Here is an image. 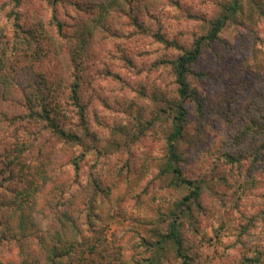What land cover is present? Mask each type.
<instances>
[{
    "label": "rangeland",
    "instance_id": "obj_1",
    "mask_svg": "<svg viewBox=\"0 0 264 264\" xmlns=\"http://www.w3.org/2000/svg\"><path fill=\"white\" fill-rule=\"evenodd\" d=\"M104 1L0 0V264H185L181 253L190 264H264V0H242L192 65L203 105L185 101L173 160L199 186L189 206L179 201L192 186L167 171L179 97L166 60L206 35L227 0H132L137 13L126 3L132 12L101 32L88 12ZM132 16L144 29L124 23ZM80 22L94 33L80 69L89 133L69 98L78 39L61 34ZM49 75L76 141L27 119ZM71 223L77 242L52 261L49 234Z\"/></svg>",
    "mask_w": 264,
    "mask_h": 264
},
{
    "label": "trees",
    "instance_id": "obj_2",
    "mask_svg": "<svg viewBox=\"0 0 264 264\" xmlns=\"http://www.w3.org/2000/svg\"><path fill=\"white\" fill-rule=\"evenodd\" d=\"M15 4L14 6H19L23 0H12ZM242 0H227L226 5L224 6V10L222 13L217 17L211 24L209 31L206 35L199 37L193 41V45L189 49H180V54L173 60L166 62H169L171 64V68L173 70L174 76H175V82L177 84V95H178V101L175 104V116L173 119V127L172 131L169 135V141H170V158L167 162V171H171L176 175V178L180 180V182L187 183L188 185L192 186V189L189 194L185 195L182 200L179 201L180 205L187 204L186 206H189L188 201L190 200H196L198 194H199V186H193V183L189 179H185L184 177H181V170L179 167H176L173 163V160L177 158V154L175 152V141H177L179 138L183 136V128H184V121H185V114H186V108H185V101H192L196 105L197 110H201V107L203 105L202 98H200L199 93L193 89L189 83V76L191 73H194L196 75H200V73H195L192 69V65L197 61L198 57L200 56L202 52V48L205 44H208L211 41H214L218 39V33L222 29V27L225 24V20L229 18L230 14L235 13L241 5ZM126 3L128 4V8L132 9L137 13V7L131 6L132 0H105L102 3H93V7L89 10H93L92 12H88L92 15L91 20L94 21L96 26L101 30V32H104L105 29L112 30V25L114 24V19L116 20V16H114V13H124L126 10L128 13L132 12L129 11L125 6ZM75 6H78L80 8H84L87 5V2H79L74 1L73 3ZM87 9V8H86ZM88 11V10H87ZM105 12L108 17L112 18L113 20L109 23L105 21L104 16L102 17L101 13ZM112 15V16H109ZM114 17V18H113ZM93 18V19H92ZM108 18V19H110ZM56 21L60 22L59 19H56ZM117 25H120V22L115 21ZM105 23L109 24V27L105 25ZM124 23H127L129 26L132 24L136 29H144L141 23H139L134 16L131 17L130 21H125ZM86 22H80L78 25H76L75 29L70 33L66 34L65 31L61 28L63 25L60 24L61 28V34L64 36L63 38L66 39V42L69 43L73 42L74 37L78 39L77 43H74L75 45L72 47L71 50V62L73 63L75 67V71L71 72V81L69 82L68 86L70 87V99L71 102L74 105L75 108V115H77V121L76 126L77 128H81L83 132L89 133L88 129V120L86 115V105L83 104L82 98L80 97V92L83 89V83H82V74H81V65L83 63L84 58L90 57L89 51L91 50L92 46V37L94 36V33L92 30L87 27ZM114 30L116 25H113ZM96 29V30H99ZM95 30V31H96ZM94 31V32H95ZM75 33V36H72L71 34ZM157 40L160 43H164L167 46L174 45L171 40H168L164 37V35L160 33H155L154 35ZM69 38V39H67ZM72 40H71V39ZM91 39V40H90ZM177 46V45H174ZM127 58V57H125ZM106 74L111 75L115 78H118V75L115 73H111L110 71H107ZM49 79L45 80L46 83H44L45 90L38 91L39 92V107L34 108L31 104L26 105V111H27V119L35 120V121H41L45 122V128H50L53 133L62 138L66 141H76L78 139V134L73 132L70 128L66 126V123L62 120L61 114H60V107L57 103V98L60 94L59 89L62 86L61 80H55L53 76L49 75ZM85 81V80H83ZM25 118V117H23ZM42 148H39V152H41ZM228 157L229 161L235 160V157L232 155H226ZM73 163L75 167H78V160L74 161ZM22 169V166H20ZM23 170V169H22ZM182 211V208H181ZM67 214V212H66ZM70 222L69 218L66 220V222ZM69 227L74 228V224L71 223V225L65 228L59 227L54 228L53 233L49 234L50 237H52L55 247L52 245V248L50 250L51 257L50 259L58 258L59 255H70L72 252V249L74 248V244L77 239V234L66 232V229H69ZM62 230V231H61ZM2 234H0V241L4 238L2 235L4 234L3 231H1ZM170 236H174L177 238V231H171ZM179 244V242H178ZM180 245V244H179ZM59 246V247H58ZM179 251L181 253V248H179ZM182 257L184 258L185 264H190L187 260L188 256L181 253ZM108 264V263H103ZM110 264V263H109Z\"/></svg>",
    "mask_w": 264,
    "mask_h": 264
}]
</instances>
